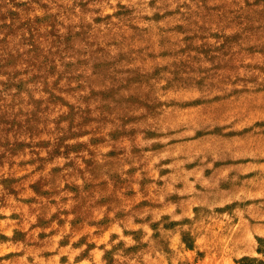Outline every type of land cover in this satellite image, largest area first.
<instances>
[{"label": "rangeland", "instance_id": "obj_1", "mask_svg": "<svg viewBox=\"0 0 264 264\" xmlns=\"http://www.w3.org/2000/svg\"><path fill=\"white\" fill-rule=\"evenodd\" d=\"M0 264H264V0H0Z\"/></svg>", "mask_w": 264, "mask_h": 264}]
</instances>
